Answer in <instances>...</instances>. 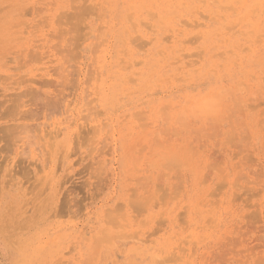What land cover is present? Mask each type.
<instances>
[{
	"label": "rangeland",
	"instance_id": "obj_1",
	"mask_svg": "<svg viewBox=\"0 0 264 264\" xmlns=\"http://www.w3.org/2000/svg\"><path fill=\"white\" fill-rule=\"evenodd\" d=\"M0 264H264V0H0Z\"/></svg>",
	"mask_w": 264,
	"mask_h": 264
},
{
	"label": "bare ground",
	"instance_id": "obj_2",
	"mask_svg": "<svg viewBox=\"0 0 264 264\" xmlns=\"http://www.w3.org/2000/svg\"><path fill=\"white\" fill-rule=\"evenodd\" d=\"M58 131V130H57Z\"/></svg>",
	"mask_w": 264,
	"mask_h": 264
}]
</instances>
